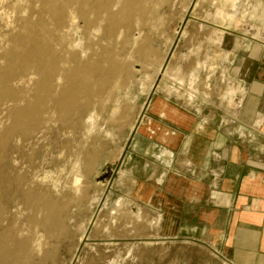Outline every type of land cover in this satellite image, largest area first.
Instances as JSON below:
<instances>
[{
	"label": "rangeland",
	"instance_id": "obj_1",
	"mask_svg": "<svg viewBox=\"0 0 264 264\" xmlns=\"http://www.w3.org/2000/svg\"><path fill=\"white\" fill-rule=\"evenodd\" d=\"M37 10L35 5L27 11L34 16ZM0 15L1 48L19 29L6 26L13 12ZM144 21L118 28L116 36L90 30L87 41L71 39L78 49L87 43L94 52L110 51L131 69L130 80L111 93L106 110L100 113L94 105L81 120L52 119L27 141L14 135L0 147V235L27 240L31 248L15 262L0 258V264H227L203 244L166 238L158 213L134 200L121 157L148 98L233 113L228 100L241 86L233 70L240 61H251L254 47L264 48V0H154ZM246 25L258 29L256 37L245 34ZM136 37L151 50L145 57L130 45ZM116 105L120 111L112 115ZM9 126L7 115H1L0 136ZM89 157L93 163L87 170ZM76 176L78 193L72 190ZM36 195L54 203L60 227L51 226L53 219L47 222L33 205Z\"/></svg>",
	"mask_w": 264,
	"mask_h": 264
},
{
	"label": "crops",
	"instance_id": "obj_2",
	"mask_svg": "<svg viewBox=\"0 0 264 264\" xmlns=\"http://www.w3.org/2000/svg\"><path fill=\"white\" fill-rule=\"evenodd\" d=\"M264 48L240 61L238 111L152 98L122 154L131 193L172 241L203 244L227 264H264ZM240 101V102H241Z\"/></svg>",
	"mask_w": 264,
	"mask_h": 264
},
{
	"label": "bare ground",
	"instance_id": "obj_3",
	"mask_svg": "<svg viewBox=\"0 0 264 264\" xmlns=\"http://www.w3.org/2000/svg\"><path fill=\"white\" fill-rule=\"evenodd\" d=\"M153 1L0 0V12L8 10L14 13L12 21L5 20L6 26L19 29L0 48V116L6 114L10 120V126L0 136V147L14 135L23 140L29 139L36 129L52 119L63 123L69 120L73 122L72 119L77 117L81 120L80 116L83 113L87 115V111L94 105H98V112L104 111L111 93L130 80L131 69L124 59L116 58L110 51L101 48L99 53L94 52V47L88 46L86 42L82 49H78L71 39L80 44L91 38L90 30H101L104 35L112 36L120 27L128 29L132 21H144ZM35 5H38V10L32 16L33 12L28 13L27 10ZM79 22H82V27H79ZM102 24L106 25L105 29ZM244 29L246 35L256 37L258 34V29L251 26L246 25ZM74 34H79L78 39ZM138 39L136 37L129 44L136 48L138 56L145 57L151 50L144 41L138 42ZM123 43L128 44V39L124 38ZM159 71L158 74L163 76ZM244 92L241 88L234 94L230 100L232 110L241 109ZM110 109L112 115L120 111L118 105ZM94 116L95 113L89 119ZM3 163L5 165L6 162ZM92 163V157L86 159L85 168L88 170ZM72 190L77 193L80 191L77 176ZM32 198L33 205L44 212V219L47 222L53 219L50 225L60 227L62 222L56 218L55 206L50 198L49 201L39 195ZM2 210L0 206V214ZM9 246H13L15 251H9ZM30 249L27 240L17 242L4 233L0 235V258L5 263L24 257Z\"/></svg>",
	"mask_w": 264,
	"mask_h": 264
},
{
	"label": "water",
	"instance_id": "obj_4",
	"mask_svg": "<svg viewBox=\"0 0 264 264\" xmlns=\"http://www.w3.org/2000/svg\"><path fill=\"white\" fill-rule=\"evenodd\" d=\"M158 78V77H157Z\"/></svg>",
	"mask_w": 264,
	"mask_h": 264
}]
</instances>
